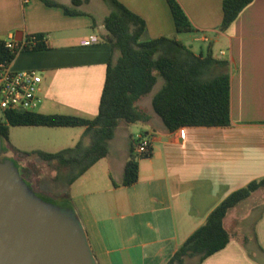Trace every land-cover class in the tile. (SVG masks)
Segmentation results:
<instances>
[{"label":"crops","instance_id":"0c3cea01","mask_svg":"<svg viewBox=\"0 0 264 264\" xmlns=\"http://www.w3.org/2000/svg\"><path fill=\"white\" fill-rule=\"evenodd\" d=\"M55 1L74 8L72 0ZM92 1L75 7L80 13L70 14L43 0H0V39L12 35L21 43L29 35L44 34L49 42L46 49L19 50L11 63L15 70L41 73L37 112L86 118L98 114L112 56L111 44L100 38L104 18L113 9L99 16L91 9ZM118 1L145 20L141 40L170 36L181 41L167 0ZM178 1L195 27L187 36L192 42L187 46L196 54L211 52L228 62L230 126L169 132L162 118L154 115L152 97L150 106L142 105L151 121L138 135L151 137L152 155L139 157L138 181L128 186L112 183V179L118 183L123 179L128 150L124 158H111L106 178L98 181L101 174L94 169L111 157L115 134L109 154L76 179H88V190L80 201L71 194L75 181L68 185L72 170L26 152L72 147L84 136L86 126H25L30 128L24 132L33 137L9 143L16 155L7 154L5 147V156L17 164H32L30 172L34 167L51 170L38 172L41 190H34L48 198L55 196L79 213L99 264H166L225 198L264 178V0H252L226 29L221 28L224 0ZM94 36L98 42L84 43ZM84 142L90 144L88 136ZM224 225L229 243L200 264H264V187L232 207Z\"/></svg>","mask_w":264,"mask_h":264},{"label":"trees","instance_id":"16d2710c","mask_svg":"<svg viewBox=\"0 0 264 264\" xmlns=\"http://www.w3.org/2000/svg\"><path fill=\"white\" fill-rule=\"evenodd\" d=\"M48 5L61 6L66 13H80L75 7L89 0H72L71 8L55 0H43ZM114 9L104 18V33L100 40L112 46V56L107 65L105 83L98 114L86 118L67 114H45L37 111L7 110L0 113V135L9 140L14 126L74 127L86 126L84 136L72 147L57 152L33 150L30 157L56 161L73 171L68 184H72L99 160L109 154L110 141L122 121L148 123L151 115L140 101L157 84L163 85L154 94L152 106L163 120L166 129L173 132L182 127L219 126L232 124L231 79L226 71L227 61H221L211 52L196 54L182 41L160 36L141 40L146 22L118 0H107ZM178 33L195 30L190 18L178 0H167ZM252 0H224L221 28L226 29L241 10ZM35 41V44L33 43ZM0 39V62H12L18 50L11 51ZM49 47L46 35L27 36L22 49L41 50ZM90 144L86 145L84 137ZM136 142V141H135ZM131 141L129 157L120 183L112 179L114 186H128L139 178V156ZM152 155L149 151L140 157ZM264 187V178L254 180L232 192L208 216L187 240L176 249L166 264L202 263L208 256L224 248L230 241V233L224 225L228 211L254 192Z\"/></svg>","mask_w":264,"mask_h":264},{"label":"water","instance_id":"95a60500","mask_svg":"<svg viewBox=\"0 0 264 264\" xmlns=\"http://www.w3.org/2000/svg\"><path fill=\"white\" fill-rule=\"evenodd\" d=\"M5 150L0 135V264H99L73 209L38 194Z\"/></svg>","mask_w":264,"mask_h":264},{"label":"rangeland","instance_id":"374dc122","mask_svg":"<svg viewBox=\"0 0 264 264\" xmlns=\"http://www.w3.org/2000/svg\"><path fill=\"white\" fill-rule=\"evenodd\" d=\"M91 9L92 11H94L97 15H102L104 13H108L109 11H111L112 9H114L113 5L107 1V0H93L92 4H91ZM191 32H182L179 33V36L181 38V41L186 45H191L192 42L190 40H187V36L188 34ZM215 51H217L218 53V49H215ZM219 57H221L220 55H218ZM163 84V79L159 78L157 84L155 85V87L153 88L152 92L149 93L148 95H146L141 101H140V105L143 106H150V98H152L154 96V94L161 88ZM155 116H158L159 118H161L159 115H157L156 113H154ZM126 126L129 127V130L127 131L125 128ZM147 127L146 123H142V122H136V123H127L125 121H122L119 125V127L116 130V136H117V142L115 143V147L112 150V154L111 157H107L106 159L101 160L97 166L95 167L94 171L95 172H99L101 174V178L98 179V181H101L102 177L106 178V175L110 169L111 166V158L115 155H117L119 158L126 155V151H130V144L131 141L134 140V142L138 139V135L140 134L141 131L145 130ZM28 128L30 127H25V126H14L11 128L10 131V140L8 141H4V147H6V149H8V151H6L7 154L10 155H16V151L14 150V148L12 146L9 145L14 143L17 139H22L21 137H33L32 135H30L31 133L29 132H24L26 130H28ZM72 145V144H71ZM5 156V152L2 154V157ZM19 157V156H17ZM17 164V163H16ZM17 166L19 167L21 174H26L27 177L29 178L30 182L32 183V187L33 189L36 190H41L40 186L38 184V172L40 173H48L51 170L50 169H45V170H41L40 168H35L30 172V168L29 166H31L32 168V164H28L27 166H23L20 164H17ZM39 169V171H38ZM32 173V174H31ZM41 176V175H40ZM25 178V177H24ZM26 179V178H25ZM87 178L84 179H79V180H75L74 184L71 186L72 187V191L71 194L74 195L75 197L77 196V200L76 201H80L83 199V196L86 194L88 187H87ZM70 185V184H68ZM42 195V194H40ZM45 197H49L48 195H44ZM260 196V195H258ZM52 198V197H51ZM259 198V197H257ZM53 201H55V203H60L59 199L56 198L55 196H53ZM62 204V203H61ZM64 206H67L65 204H62ZM68 207V206H67ZM75 212V214H77V216L79 217V213L76 210H73ZM82 222V221H81ZM84 226V225H83ZM193 263V260H190Z\"/></svg>","mask_w":264,"mask_h":264},{"label":"built area","instance_id":"2783aa9c","mask_svg":"<svg viewBox=\"0 0 264 264\" xmlns=\"http://www.w3.org/2000/svg\"><path fill=\"white\" fill-rule=\"evenodd\" d=\"M99 38L94 36L85 44L96 43ZM26 42V40H25ZM17 43L13 36L6 40L5 45L11 51L21 50L24 43ZM35 44V41H33ZM12 62H0V113L7 110L36 111L41 103L39 87L43 81L37 69L15 70ZM152 139L149 136H138L134 145V152L140 157L147 153L151 147Z\"/></svg>","mask_w":264,"mask_h":264}]
</instances>
